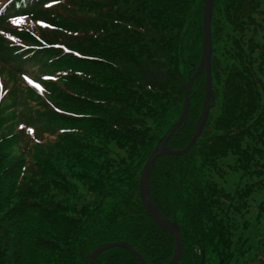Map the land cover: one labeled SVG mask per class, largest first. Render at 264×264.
Instances as JSON below:
<instances>
[{
    "label": "trees",
    "instance_id": "obj_1",
    "mask_svg": "<svg viewBox=\"0 0 264 264\" xmlns=\"http://www.w3.org/2000/svg\"><path fill=\"white\" fill-rule=\"evenodd\" d=\"M203 12L204 0H0V264H88L109 241L173 258L140 179L182 113ZM212 39L207 124L189 153L156 159L151 195L181 227L179 264L204 251L206 264H264V0H215ZM29 68L39 88L22 85ZM205 82L173 149L193 136ZM95 264L141 263L113 247Z\"/></svg>",
    "mask_w": 264,
    "mask_h": 264
},
{
    "label": "water",
    "instance_id": "obj_2",
    "mask_svg": "<svg viewBox=\"0 0 264 264\" xmlns=\"http://www.w3.org/2000/svg\"><path fill=\"white\" fill-rule=\"evenodd\" d=\"M214 2L215 0H204L202 58L199 66L196 68L194 74L189 78L185 86V102H184L182 114L178 119V121L175 123L174 127L171 129V131L168 134L164 135L161 144L157 145L153 150L152 154L150 155L144 166L140 181V196L144 203L146 212L157 224L170 231L176 237V252L172 260L167 264H178L180 262L184 251V245L178 223L176 221L171 222L170 220L165 218L157 208V205L155 204L151 196V192H150L151 172L157 157L162 155H183L188 153L195 145L199 137L201 136L205 128V125L207 123L209 112L212 107L211 101L214 100L213 77H212V54H213L212 17L214 10ZM204 71L206 72V94L203 103V108L200 117L197 121L196 130L189 143L183 149L173 150L171 147L167 146V142L171 138V136L176 132V130L179 129V127L187 120L189 108H190V90L194 82ZM116 246L125 247L137 257V259L141 264H148L143 259V257L133 249V247L129 243L124 241L106 242L99 245L90 253L88 257L89 264H95V260L97 256L102 251ZM201 264H205V257H203Z\"/></svg>",
    "mask_w": 264,
    "mask_h": 264
},
{
    "label": "rangeland",
    "instance_id": "obj_3",
    "mask_svg": "<svg viewBox=\"0 0 264 264\" xmlns=\"http://www.w3.org/2000/svg\"><path fill=\"white\" fill-rule=\"evenodd\" d=\"M30 69V75H32V76H37L38 74H35L36 73V71H33L34 69L33 68H29ZM3 78H4V80L7 82V84L9 85V87H11L12 86V82L10 81V79L12 78V76L11 75H8L7 73L4 75V73H3V76H2ZM46 128L47 127H45V126H43V127H38V129H36L35 130V132H36V135H40L41 134V132L42 131H46ZM257 264V263H256Z\"/></svg>",
    "mask_w": 264,
    "mask_h": 264
}]
</instances>
